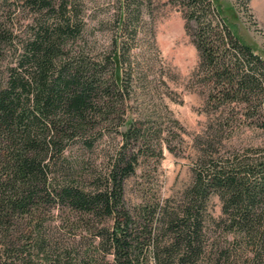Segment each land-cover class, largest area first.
<instances>
[{
	"label": "trees",
	"instance_id": "obj_1",
	"mask_svg": "<svg viewBox=\"0 0 264 264\" xmlns=\"http://www.w3.org/2000/svg\"><path fill=\"white\" fill-rule=\"evenodd\" d=\"M18 1L40 19L25 42L0 20V264H100L109 254L107 264H264V148L229 156L208 149L182 193L163 197L159 171L137 170L151 155L158 168L164 148H175L162 122L145 126L128 114L132 63L122 45L116 40L101 59L81 47L71 52L67 39L79 30L70 0ZM123 1L128 24L150 0ZM182 2L207 99L203 143L211 146L234 123L264 129V56L214 0ZM109 126L121 142L107 171L62 172L73 143L91 154ZM133 178L139 201L128 199ZM214 194L222 199L218 218L208 212ZM80 222L96 243L73 257L53 227ZM213 228L228 245L209 237Z\"/></svg>",
	"mask_w": 264,
	"mask_h": 264
},
{
	"label": "rangeland",
	"instance_id": "obj_2",
	"mask_svg": "<svg viewBox=\"0 0 264 264\" xmlns=\"http://www.w3.org/2000/svg\"><path fill=\"white\" fill-rule=\"evenodd\" d=\"M59 1L56 0L57 3ZM214 1L241 38L264 56V0ZM21 3L18 0H0V20L14 30L19 42H25L31 38L40 15ZM123 4V0H70V12H75L76 7L77 13V16H71V21L74 18V25L78 23L76 29L79 34L67 39V47L71 52L84 48L89 56L101 59L112 52L116 40L122 45L125 60L132 63L128 69L132 73L128 114L139 118L145 126L154 124L156 120L162 122L165 128L163 136H168V141L175 148L173 151L164 148L158 168L152 155L144 156L137 171H152V175L153 171H159L160 194L166 198L178 197L192 182L204 151L212 149L229 156L236 152L250 154L251 149L264 148V129L235 123L224 129L222 137L214 138L211 146L203 143L200 135L208 130L209 125L207 99L204 85L194 75L200 57L187 31L188 19L182 0L146 1L139 19H135L133 14L128 24H123L120 17ZM44 19L52 22L53 16ZM172 117L180 123L173 122ZM114 131L115 126H109L91 154L83 152L79 143H73L67 151L64 165H61L62 172L73 171L76 175L77 171H107L115 147L121 142V136ZM64 174H60L61 180ZM139 181V178H133L128 182L130 201H139ZM208 212L214 218L221 216L222 199L218 194L211 197ZM48 221L56 225L60 218L50 217ZM82 225L80 222L74 228L76 230L64 227L62 232L53 227L61 242L73 249V257L83 250L84 244L96 243ZM211 236L222 246L228 245L221 229L213 228ZM227 236L231 240L232 235ZM111 258V254L106 258L100 255L98 263L107 264V259Z\"/></svg>",
	"mask_w": 264,
	"mask_h": 264
}]
</instances>
